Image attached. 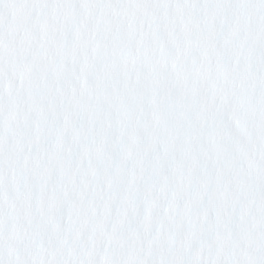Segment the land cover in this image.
Masks as SVG:
<instances>
[{
    "label": "snow or ice",
    "instance_id": "1",
    "mask_svg": "<svg viewBox=\"0 0 264 264\" xmlns=\"http://www.w3.org/2000/svg\"><path fill=\"white\" fill-rule=\"evenodd\" d=\"M0 264H264V0H0Z\"/></svg>",
    "mask_w": 264,
    "mask_h": 264
}]
</instances>
